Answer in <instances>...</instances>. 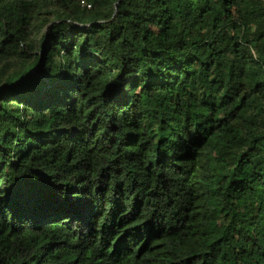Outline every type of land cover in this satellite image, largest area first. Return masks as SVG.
<instances>
[{
	"label": "trees",
	"instance_id": "obj_1",
	"mask_svg": "<svg viewBox=\"0 0 264 264\" xmlns=\"http://www.w3.org/2000/svg\"><path fill=\"white\" fill-rule=\"evenodd\" d=\"M36 2L0 0V264H264V0H52L35 49Z\"/></svg>",
	"mask_w": 264,
	"mask_h": 264
},
{
	"label": "rangeland",
	"instance_id": "obj_2",
	"mask_svg": "<svg viewBox=\"0 0 264 264\" xmlns=\"http://www.w3.org/2000/svg\"><path fill=\"white\" fill-rule=\"evenodd\" d=\"M36 5V12H40L34 15V20L39 19V22L34 23L35 21L33 20L27 34V38L33 43L35 49L42 43V39L51 22L54 8L52 0H37Z\"/></svg>",
	"mask_w": 264,
	"mask_h": 264
}]
</instances>
